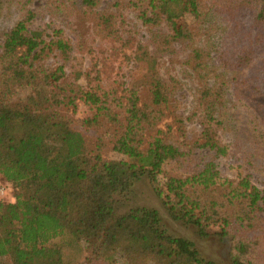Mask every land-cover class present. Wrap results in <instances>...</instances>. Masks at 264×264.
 <instances>
[{"label": "trees", "instance_id": "trees-1", "mask_svg": "<svg viewBox=\"0 0 264 264\" xmlns=\"http://www.w3.org/2000/svg\"><path fill=\"white\" fill-rule=\"evenodd\" d=\"M104 2L0 0V179L15 200L0 203V263L67 264L70 250L72 264H216L156 209L118 214L147 179L172 221L230 243L231 264H264V189L251 182L264 185V0ZM128 16L146 38L140 79L120 90L68 70L85 30L118 42ZM164 60L198 82V136ZM231 156L247 173L236 181L221 170Z\"/></svg>", "mask_w": 264, "mask_h": 264}, {"label": "rangeland", "instance_id": "rangeland-1", "mask_svg": "<svg viewBox=\"0 0 264 264\" xmlns=\"http://www.w3.org/2000/svg\"><path fill=\"white\" fill-rule=\"evenodd\" d=\"M114 3V0H105L102 9L109 8ZM135 20L132 16H128L127 25L124 27L122 39L118 42L112 39H106L93 29L85 30L82 34V49L80 54H77L69 62L68 70L72 73L84 72L91 75L92 78L100 74L105 86L119 88L120 90L127 87L126 85L136 82L144 75V66L139 67L135 61L139 44L146 42L144 32L139 26L135 25ZM137 24V23H136ZM183 24V21H182ZM50 25L54 28L56 25L50 22L47 18H39L35 21V26L41 29H46ZM139 25V24H138ZM51 34V32H49ZM70 37L69 34L65 35ZM159 72L162 79L168 82L171 77L181 81L183 87L177 97V105L181 114L188 118V132L192 136H198L202 132V127L199 121L193 119L196 110L195 92L198 89V82L192 76L190 70L182 65L176 64L169 60L160 62ZM97 79V78H96ZM96 84V83H95ZM94 84V85H95ZM89 115V108L84 103L78 104L76 120H83ZM235 132L228 133L222 136V141L225 144H231ZM113 160L118 158L114 155L109 156ZM238 157L231 156L222 162V174L236 181L241 176H246L245 167L241 166ZM169 171L177 172L176 167H169ZM263 179L253 177L251 182L253 185L263 190ZM6 202L14 203L13 192L11 191L6 197ZM133 208H151L156 209L162 218V222L166 230L175 236L191 241L199 251L202 258L213 261L216 264H231L229 260L230 243L228 241H220L215 237L208 239H200L196 230L193 227H186L181 223L171 220L166 210L156 198L152 187L147 179L139 182L134 188L133 194L129 199L122 201L117 209L118 214H124ZM67 264L73 261L76 256L72 251H66ZM2 260L0 264L3 263Z\"/></svg>", "mask_w": 264, "mask_h": 264}, {"label": "built area", "instance_id": "built-area-1", "mask_svg": "<svg viewBox=\"0 0 264 264\" xmlns=\"http://www.w3.org/2000/svg\"><path fill=\"white\" fill-rule=\"evenodd\" d=\"M6 197H7V187L2 181V179H0V203H2L6 199Z\"/></svg>", "mask_w": 264, "mask_h": 264}]
</instances>
